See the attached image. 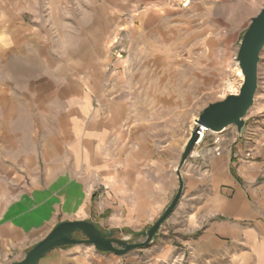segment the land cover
<instances>
[{
	"label": "crops",
	"instance_id": "0c3cea01",
	"mask_svg": "<svg viewBox=\"0 0 264 264\" xmlns=\"http://www.w3.org/2000/svg\"><path fill=\"white\" fill-rule=\"evenodd\" d=\"M9 1L0 9V64L9 66V83L0 86V264L21 260L62 220H92L91 212H125L126 223L159 216L177 190L183 151L170 129L191 130L192 122L191 96L177 100L171 89L138 87L103 109L94 105L112 9L93 3L69 15L63 0ZM134 1L160 0H121V6ZM189 2L208 14L204 47L230 49L248 20V0ZM184 75L186 85L193 75ZM214 137L196 144L182 165V194L152 248L119 255L75 243L51 249L39 264H264V131L238 136L233 154L227 146L216 154ZM38 139L44 164L35 165L43 178L18 189V178L37 174L31 145ZM52 142L57 148L49 155Z\"/></svg>",
	"mask_w": 264,
	"mask_h": 264
},
{
	"label": "rangeland",
	"instance_id": "374dc122",
	"mask_svg": "<svg viewBox=\"0 0 264 264\" xmlns=\"http://www.w3.org/2000/svg\"><path fill=\"white\" fill-rule=\"evenodd\" d=\"M93 3L98 10L105 12L112 9L116 15L112 31L107 33L104 39L105 48L103 53L107 63L97 68L100 76L98 81L100 95L94 99V105L103 109L106 101L115 100L120 102L124 92H131L138 87L139 90L149 88L176 90L179 96L177 100H180V95H186V101H188V96H191V130L188 129V126L185 130L179 126L175 130L170 129L171 132L175 131L180 142L176 145L177 149L184 148L190 132L195 127V120L202 109L208 103L218 101L229 93L238 92L242 78L237 74L236 51L240 38L251 17L259 11L264 4V0H248V2H245L248 20H245L237 41L230 49L224 50L204 47L203 41L208 40V36H210L208 34V29H210L207 23L209 21L208 14L199 5L190 6L189 0L134 1L123 7L121 6V0H63L61 9L65 14L69 13L71 15L72 10L79 7L85 8L89 4L93 5ZM123 3L125 4L126 2ZM240 3L244 5L242 2ZM234 4L236 2H233L232 5L230 4L231 7ZM9 5V0H0V9L8 8ZM242 11L244 13L245 9H242ZM141 13L144 16L137 17ZM67 31L66 29L64 34L66 35V41H72L74 35L72 32L67 33ZM54 35L50 34V42L54 41ZM8 68V65L0 64V86H5L9 83ZM152 73H157L158 76L151 78L150 74ZM136 74H138L137 77ZM164 74H177V78L175 77L176 79H174L173 77L169 81L159 77V75ZM184 74L193 75V79L191 81L187 80L186 85L181 80L185 76ZM257 76L258 86L253 104L244 118V131L238 133L234 125H229L221 133L212 132L214 136L219 135V143L217 144L220 147L227 146V148L232 150V154L235 150L234 144L238 136L242 138H247L254 134L259 136L264 131V47L260 52ZM142 95L144 98V94ZM49 103L51 107H56L55 99L51 98ZM176 118L178 119V125H180L179 112L176 114ZM56 131L55 128L49 129L50 134L52 132L56 133ZM214 136L208 135L207 139L206 135L203 140L206 139L207 143H209L216 139ZM214 146L216 144H213ZM31 147L32 155L38 158L33 161L32 167L33 173L37 172V174L32 177L22 176L18 178V182L22 181V185L18 186V189L28 187L43 178L37 176L40 169L36 168L35 165L44 164L40 158L42 156L40 139L35 144L33 143ZM56 148L57 146L53 142L50 143L49 155H52ZM9 152V150H6V153ZM41 168H44V166ZM158 217H143L137 220L138 223H132L136 221V218H132L129 219V223H126L125 212L118 211L116 213L107 212L100 214L91 212L89 218L92 220L89 221H95L104 232L114 229L117 236L127 237L132 232L147 229ZM75 237L81 238L82 236L76 234ZM142 240L138 239L137 241ZM139 248L146 250L152 247L147 245V248H144V246ZM143 250L138 254L140 258L143 257ZM134 252L137 251L130 250L128 255L134 254Z\"/></svg>",
	"mask_w": 264,
	"mask_h": 264
},
{
	"label": "water",
	"instance_id": "95a60500",
	"mask_svg": "<svg viewBox=\"0 0 264 264\" xmlns=\"http://www.w3.org/2000/svg\"><path fill=\"white\" fill-rule=\"evenodd\" d=\"M263 47L264 4L251 17L236 51L237 64L242 73V83L238 92L229 93L218 101L208 103L198 114L195 127L190 132L176 168L177 190L163 212L147 229L132 232L127 237H123L117 236L114 229L104 232L86 219L62 220L44 237L29 247L21 260L13 261L10 264H39V260L51 249L75 243L93 245L100 251H111L119 255L149 245L154 240L155 233L176 207L182 194L183 181L180 170L196 145L199 127L204 126L208 132L215 133L223 131L229 125H234L238 133L244 131V118L253 104L258 86L257 70ZM76 234H80L82 237L76 238ZM138 239L143 240L137 241Z\"/></svg>",
	"mask_w": 264,
	"mask_h": 264
},
{
	"label": "built area",
	"instance_id": "2783aa9c",
	"mask_svg": "<svg viewBox=\"0 0 264 264\" xmlns=\"http://www.w3.org/2000/svg\"><path fill=\"white\" fill-rule=\"evenodd\" d=\"M201 128L202 126L199 127L197 133H198V139L196 141V144L200 143L203 141V139L206 137V135L208 134V132H205V131H208V130H204L203 134L201 132ZM214 142H216V139L214 140ZM213 150L216 154H219L220 153V146L219 145H216L213 147Z\"/></svg>",
	"mask_w": 264,
	"mask_h": 264
},
{
	"label": "bare ground",
	"instance_id": "6f19581e",
	"mask_svg": "<svg viewBox=\"0 0 264 264\" xmlns=\"http://www.w3.org/2000/svg\"><path fill=\"white\" fill-rule=\"evenodd\" d=\"M237 74L239 75L240 78H242L241 69L239 67L237 68ZM204 130H208V129L206 127L202 126V128H201L202 134H203ZM205 132H208V131H205Z\"/></svg>",
	"mask_w": 264,
	"mask_h": 264
}]
</instances>
